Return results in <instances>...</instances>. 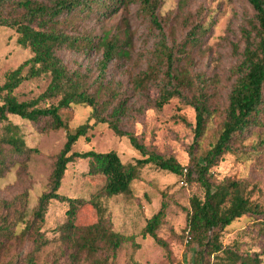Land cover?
I'll return each mask as SVG.
<instances>
[{
  "label": "rangeland",
  "instance_id": "obj_1",
  "mask_svg": "<svg viewBox=\"0 0 264 264\" xmlns=\"http://www.w3.org/2000/svg\"><path fill=\"white\" fill-rule=\"evenodd\" d=\"M51 4L52 0H39ZM116 13L104 17L100 10L84 11L77 17H68L60 28L68 35H88L93 44L104 33H109L122 47L125 54L112 59L104 74L101 85V100L111 104L127 99L125 114L120 126L138 136L150 150L173 156L179 164L190 169L192 161L200 157L218 137L223 109L235 81L233 70L240 59L243 44L240 29L252 17L253 11L246 0H159L155 11L156 23L151 21L143 0H105ZM116 3H115V2ZM96 9V7H95ZM197 23L210 25L207 32L195 45L186 40L189 31ZM18 33L0 26V79L10 70L32 56L29 48L17 43ZM167 50L175 52L174 70L187 71L196 83L203 80L208 91L213 93L214 115L208 123L199 144L193 143L195 114L192 107L175 97L162 108L155 106L164 85L165 61L159 58L160 43ZM183 43L186 47L177 51ZM58 56L69 71H78L88 83L99 81V62L102 49L62 48ZM141 90L134 91V80L143 76ZM50 81L48 75L23 81L14 91L18 101L37 98ZM175 84L176 81L172 80ZM117 93V95H116ZM58 98L41 100L38 106L55 104ZM91 107L73 105L63 110L70 129L88 120ZM107 110L105 111V113ZM9 122L18 127L25 145L32 151L25 154L7 153L6 166L0 170V224L18 222L22 229L24 221L31 217L41 193L48 190L49 175L56 154L65 142L64 129H43V123H32L8 115ZM184 119V121H183ZM95 121L90 119V123ZM0 123V135L3 125ZM86 138H80L73 146L74 151L94 150L106 152L115 150L123 162H131L141 156L133 150L125 137L116 136L105 124L97 123ZM236 145L245 150L257 149L251 161H242L227 155L208 175L217 184L223 180H238L247 183L250 198L264 207V126L254 127L241 137ZM157 169L151 164L144 166L139 177L131 182L130 192L112 197L103 194L104 180L100 174L88 173V161L76 159L68 164L58 192L68 197L89 199L100 196L105 207V219L110 228L118 233L134 237L137 246L130 242L123 244L111 256V251L102 249L99 256L106 264H187L196 249L187 241L186 219L191 196H203V189L192 179H184ZM161 202L166 204L161 224L156 229L157 237L165 246L157 244L149 235L140 234L147 219L156 213ZM66 203L52 200L44 216L40 231L50 240L37 255L36 264H70V249L57 239L58 227L65 220ZM93 208L84 207L78 216L80 224L92 221ZM258 224L247 216L233 222L223 232V244L239 243L245 252L259 250L264 244L263 235L257 231ZM0 251V264H26L24 257L30 249L28 239H11ZM264 261V257H263ZM78 264H89L81 256Z\"/></svg>",
  "mask_w": 264,
  "mask_h": 264
},
{
  "label": "trees",
  "instance_id": "obj_2",
  "mask_svg": "<svg viewBox=\"0 0 264 264\" xmlns=\"http://www.w3.org/2000/svg\"><path fill=\"white\" fill-rule=\"evenodd\" d=\"M120 1L124 4L123 0ZM143 1L151 21L156 23L155 11L159 7V0ZM246 1L253 15L240 29L243 47L239 62L232 71L236 77L223 109L218 137L200 157L192 161L187 170L173 156L165 157L148 149L136 134L121 128L120 122L127 103L125 97L115 104H111L108 99L101 100L102 75L112 59L125 54L122 47H118L117 41L110 38L109 33H104L95 45L88 35H68L60 28L68 17H77L84 11L88 14L100 10L107 18L116 13L117 7L105 0H52L51 4L39 0H0V26L15 30L18 33L17 43L32 52L31 57L6 73L3 81L0 79V123L5 122L3 134L0 135V170L6 166L8 152L22 155L32 151L25 145L18 127L9 122L8 115L18 116L32 123H43V129L66 131L65 142L56 154L49 175L48 190L38 197L31 217L23 222L24 226L20 230L17 229L19 221L11 224L5 219L1 221L0 251L6 248L11 239H28L31 246L24 260L26 264H36L38 253L50 243L40 229L52 200L62 201L67 205L65 220L58 227L57 239L70 249V264H78L82 255L89 264H106L107 260L99 256L102 249L111 251V256L114 257L117 249L125 243L137 246L132 235L115 232L107 224L100 196L83 199L58 192L68 164L76 159H86L88 173L103 177L102 191L107 197L128 194L131 182L139 177L141 169L147 164L176 175L182 174L183 179H192L191 174L194 172L195 181L203 189V196L193 195L189 199L186 238L195 244L196 249L187 264H264V244L259 250L245 252L237 242L225 245L221 241L225 229L243 216L258 224L257 231L264 238V207L250 198L247 183L226 179L215 184L208 176L227 155L242 161L253 160L258 150L241 149L236 143L252 128L264 126V0ZM209 26L195 24L186 40L195 45ZM95 46L102 49L98 82L95 80L88 83L80 72L69 71L57 54L66 47L91 49ZM185 47L186 44L183 43L177 47V51H182ZM160 48L158 59L165 61L168 85L161 89L155 106L160 109L177 97L183 104L192 107L195 114L193 143L198 145L214 115L213 93L208 91L203 80L196 83L187 71L174 70L176 50H167L163 42L160 43ZM45 74L50 77V81L37 98L17 100L13 91L23 81ZM148 78L145 75L136 78L133 90H141ZM172 80L176 83L173 84ZM54 98H58L55 104L38 106L41 100ZM73 105L89 106L91 112L87 121L70 129L69 119L62 111ZM91 118L95 119L93 123H90ZM97 123L107 125L116 136L125 137L141 157L123 162L115 150L74 151L73 146L78 139L88 140V132ZM183 169L187 170L185 174ZM88 205L93 208L92 221L80 224L79 213ZM165 209L166 204L161 202L158 211L147 219L140 232L143 236L149 235L163 247L165 243L157 237L155 231L161 224Z\"/></svg>",
  "mask_w": 264,
  "mask_h": 264
},
{
  "label": "built area",
  "instance_id": "obj_3",
  "mask_svg": "<svg viewBox=\"0 0 264 264\" xmlns=\"http://www.w3.org/2000/svg\"><path fill=\"white\" fill-rule=\"evenodd\" d=\"M186 172H187V170L183 169V174H185ZM180 183L185 184V180L183 178H181Z\"/></svg>",
  "mask_w": 264,
  "mask_h": 264
}]
</instances>
